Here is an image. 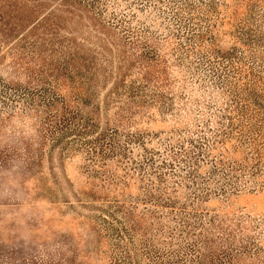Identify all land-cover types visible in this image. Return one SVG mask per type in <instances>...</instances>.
I'll return each mask as SVG.
<instances>
[{"label":"rangeland","instance_id":"rangeland-1","mask_svg":"<svg viewBox=\"0 0 264 264\" xmlns=\"http://www.w3.org/2000/svg\"><path fill=\"white\" fill-rule=\"evenodd\" d=\"M0 264H264V0H0Z\"/></svg>","mask_w":264,"mask_h":264},{"label":"trees","instance_id":"trees-1","mask_svg":"<svg viewBox=\"0 0 264 264\" xmlns=\"http://www.w3.org/2000/svg\"><path fill=\"white\" fill-rule=\"evenodd\" d=\"M252 136V135H251Z\"/></svg>","mask_w":264,"mask_h":264}]
</instances>
